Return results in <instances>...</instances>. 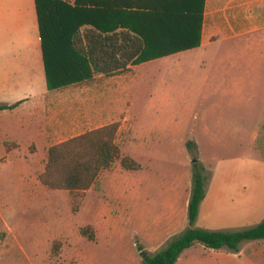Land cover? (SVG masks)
Instances as JSON below:
<instances>
[{
  "label": "rangeland",
  "instance_id": "obj_1",
  "mask_svg": "<svg viewBox=\"0 0 264 264\" xmlns=\"http://www.w3.org/2000/svg\"><path fill=\"white\" fill-rule=\"evenodd\" d=\"M180 11L175 19L183 21ZM1 32L0 24V40ZM263 53L264 45L246 52L225 44L133 63L117 75L120 110L106 112L105 122H119L121 154L141 168L117 159L78 201L39 176L49 148L89 131L88 120L46 143L0 111V264H144L142 251L155 254L190 227L194 159L215 191L210 214L195 226L237 230L262 221ZM110 79L99 87L111 88ZM220 82L230 91L213 89ZM88 227L94 239L82 232ZM180 257L176 264H264V239L246 240L238 252L196 243Z\"/></svg>",
  "mask_w": 264,
  "mask_h": 264
},
{
  "label": "trees",
  "instance_id": "obj_2",
  "mask_svg": "<svg viewBox=\"0 0 264 264\" xmlns=\"http://www.w3.org/2000/svg\"><path fill=\"white\" fill-rule=\"evenodd\" d=\"M36 1L50 87L81 82L94 74L109 76L122 73L130 70L133 63L193 46V43L186 42L185 47L168 49L164 46L175 39L173 36L176 33L169 31L170 40L159 35L162 27L167 31L178 26L179 29L183 26L191 34L193 21L196 26L191 6L185 7L184 10L188 12L183 16V21L177 20L179 23H174L176 15L169 17L163 14L154 16L151 23L152 14L145 11L146 0H115L118 11L114 12L107 9L111 0H106L105 8L100 10L95 5H85L82 0H77L75 6L62 0ZM173 1L182 3L185 0ZM162 7L165 11L171 8L160 5L155 9ZM177 8L182 9L180 6ZM166 38L168 42H164ZM12 106L2 105L0 109ZM119 127V122L115 121L52 145L48 150L45 170L39 176L41 183L52 190H68L78 201L96 183L101 172L109 169L117 159H121V166L125 169H140L141 164L131 155L122 156L116 141ZM194 167L193 188L188 203L190 227L155 254L142 251L144 264H176L181 254L196 243L217 251L229 249L238 252L242 242L264 239V219L254 226L237 230H211L195 226L200 205L206 197L209 175L202 162H194ZM78 204L74 206L75 210ZM82 232L91 239L95 238L90 227L83 228Z\"/></svg>",
  "mask_w": 264,
  "mask_h": 264
},
{
  "label": "crops",
  "instance_id": "obj_3",
  "mask_svg": "<svg viewBox=\"0 0 264 264\" xmlns=\"http://www.w3.org/2000/svg\"><path fill=\"white\" fill-rule=\"evenodd\" d=\"M62 1L72 6H75L77 2V0ZM105 1L82 0L87 6L95 5L97 10L105 8ZM158 2V0H146L145 11L152 14L151 23L152 18L158 14L173 17L177 14V6L183 10L191 6L192 19L194 20V16H197L195 17L197 24L195 26L193 22L191 34L183 26L182 29L172 28L167 31L163 29L164 27L160 28L159 35L162 38L166 36L170 40L172 39L169 37L170 33H176L173 36L175 39L169 41L168 45L164 46L165 48L177 47L179 49L185 47L186 42L193 43L190 48H181L182 50H176L164 56H173L199 48H216L225 44L243 47L246 52L264 45V0H199V4L197 1L189 0L182 3L180 1L176 3L173 0H164V2H159L160 4ZM160 5L171 6V8H167L168 11H165L163 7L156 10L155 7ZM109 6L110 8L107 9L113 12L118 11L115 8L118 7L115 0H111ZM187 12L180 11V14L185 16ZM173 19L174 23H179L178 19ZM112 21L114 22L115 19ZM0 24L2 30L0 106L14 105L11 108L0 109V111H12L18 125L27 127L26 131L40 137L46 143L51 142V136L56 133L60 134L63 128L81 127L89 122L91 124L89 130H92L114 122L113 120L105 122V113L120 110V87L119 84H115V78L117 75L132 70V65H130V70L122 73L109 76L94 74L91 78H86L81 82L50 87L44 62L37 1L0 0ZM185 37H189L188 40ZM164 42H168L167 38ZM105 77H111L110 80H113L111 88L99 87V83L103 82ZM213 78L217 79V74H214ZM226 80L228 79H223V81ZM92 83H95V87ZM109 83V80L106 81V85ZM212 87L213 89L222 87L224 92L230 91L226 83L222 82L214 83ZM81 113H85L84 116L77 115ZM66 120L71 123V126L65 125ZM214 196L215 191L211 180L207 185L206 197L200 205L198 217L204 210L205 212L209 210ZM210 211L205 215H209Z\"/></svg>",
  "mask_w": 264,
  "mask_h": 264
},
{
  "label": "water",
  "instance_id": "obj_4",
  "mask_svg": "<svg viewBox=\"0 0 264 264\" xmlns=\"http://www.w3.org/2000/svg\"><path fill=\"white\" fill-rule=\"evenodd\" d=\"M196 161V159H194V162Z\"/></svg>",
  "mask_w": 264,
  "mask_h": 264
}]
</instances>
